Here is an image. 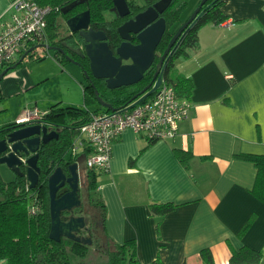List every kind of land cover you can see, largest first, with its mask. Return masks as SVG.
<instances>
[{
	"label": "crops",
	"instance_id": "obj_1",
	"mask_svg": "<svg viewBox=\"0 0 264 264\" xmlns=\"http://www.w3.org/2000/svg\"><path fill=\"white\" fill-rule=\"evenodd\" d=\"M10 1L0 0V18ZM222 11L234 25L203 27L199 49L175 63L176 74L193 83L187 99L190 117L180 125L179 135L150 142L127 130L114 145L109 173L99 172L107 234L116 244L135 241L141 264H204L201 252L207 249L214 264H230L233 252L244 247L261 252L259 264H264V203L251 193L257 168L235 158L264 155V0H225ZM55 55L25 58L0 80V117L7 120L0 128L20 119L10 100L27 95L58 71L74 81L82 98L68 93L48 109L61 103L86 110L82 69H68L71 62L62 63ZM37 65L42 69L35 72ZM177 149L192 153L187 165L177 158ZM88 151L86 147L75 157L83 160L80 184L87 174ZM168 203L176 210L160 219L152 215V204Z\"/></svg>",
	"mask_w": 264,
	"mask_h": 264
},
{
	"label": "trees",
	"instance_id": "obj_2",
	"mask_svg": "<svg viewBox=\"0 0 264 264\" xmlns=\"http://www.w3.org/2000/svg\"><path fill=\"white\" fill-rule=\"evenodd\" d=\"M39 6L53 7L54 11L50 14L48 20V38L49 45H59L60 41V20L68 21L70 18L85 12L91 11V25L96 30L104 31L109 40L120 41L117 29L121 21L109 22L106 18V12L114 8L113 0H88L79 5L68 14H63L62 10L69 4L80 0H34ZM155 2L156 0H149ZM225 0H209L205 8L209 6L201 19L187 34L182 46L173 57L170 64L164 71V80L168 85L174 87L176 93L181 99H190L193 91L192 80L176 74L175 63L177 60H188L194 51L199 49V31L203 27L214 24L221 25L228 19V16L222 11ZM188 7L185 0H174L171 9L165 17L169 28H173L181 21V16ZM172 38L170 30L165 34L160 50L166 48L167 43ZM31 55V54H30ZM58 57V56H56ZM60 59V57H58ZM62 63L70 62L63 57ZM83 73L91 70L88 59H79ZM19 62V61H18ZM17 62L10 64L11 66ZM23 64L20 63L18 67ZM7 65L0 69V74L10 67ZM93 78V77H92ZM153 76L147 74L143 81L132 87H123L113 91L108 90L105 81L93 78L85 86V104L86 110L75 107H62L61 103L55 104L48 109V115L45 120L58 129L59 139L53 140L45 146L41 152L39 166L41 168L40 183L33 189H28L27 180L24 177H18L16 180L6 183L0 176V264H71L73 258L86 259L90 252V246L62 238L60 242L50 238L51 215H50V196L48 188V179L56 168L62 167L65 173L69 175L68 167L77 163V159L70 155V150L79 136V128L85 124L91 113L107 112L102 107L96 96L98 90L100 96L110 92L111 100L108 101L116 108L127 105L129 100L140 93L151 82ZM134 89L133 93L128 90ZM3 101L0 91V103ZM94 109H91V107ZM97 107V108H95ZM157 142V141H154ZM90 151V150H89ZM88 152L85 153L86 157ZM177 158L187 165L192 159V153L186 150H175ZM235 158L251 162L257 168L256 183L251 193L264 203V155L237 154ZM100 173L95 169H87L86 174V195L83 196L82 207L77 209L76 214L90 219L89 232L96 245L104 243L106 253L111 258L110 264H141L137 256V246L135 241H128L124 244L113 243L106 231V206L99 191L98 178ZM1 175V174H0ZM69 191V187L61 190V194ZM39 205L40 212L31 216L29 210L32 206ZM176 210L172 203L152 204L151 212L154 217L163 218L167 214ZM68 214V213H65ZM255 217H253L243 228L240 236H244L251 228ZM158 224V230H159ZM204 264H214L213 255L210 250L201 252ZM263 259L261 252H257L248 247L240 251H234L230 264H259ZM153 264H162L159 260Z\"/></svg>",
	"mask_w": 264,
	"mask_h": 264
},
{
	"label": "water",
	"instance_id": "obj_3",
	"mask_svg": "<svg viewBox=\"0 0 264 264\" xmlns=\"http://www.w3.org/2000/svg\"><path fill=\"white\" fill-rule=\"evenodd\" d=\"M87 1H75L63 8L62 13L68 14ZM208 1L202 0L194 14L177 30L158 64L152 82L140 93L134 95L127 104L134 102L132 106L134 107L151 97L159 89L164 81L165 68L173 55L172 53L168 58V53L181 37L173 51L175 52L182 39L201 19L209 7L204 8ZM172 2L173 0H159L134 19L119 26L117 32L123 43L116 50L110 46L108 36L104 31L91 27L90 10L70 18L67 21V26L71 34H78L80 42L84 44L83 48L79 47L75 52L81 58L89 59L93 78L105 81L110 91L132 87L143 81L155 62L157 47L167 31V20L161 15L171 6ZM113 3V11L120 17H126L131 13L126 0H114ZM132 35L137 36L140 41L139 45L135 46L131 43ZM46 47L49 51L57 49L50 45ZM68 49L73 51L74 48L69 46ZM35 50L36 48L28 50L19 62L5 69L0 74V80L9 71L16 69ZM65 57L82 68L79 61L69 55H65ZM124 61H130V64H124ZM84 75L92 81L87 71L84 72ZM96 96L101 106L107 110L117 111L119 109L114 107L111 102L105 101L98 90ZM54 128L56 127L46 120L29 123L14 122L0 128V135L3 136L0 139V164L7 166L18 175L26 176L28 187L31 190L40 183L39 160L43 148L53 140L59 139L58 129ZM23 168L26 169L24 173L21 172ZM68 169L69 175L62 167H58L48 179L51 215L50 238L57 242H60L62 238H67L91 246L93 244L92 235H82L83 232H89L90 219L76 214L77 209L81 208L83 204L79 163L71 164ZM65 187H69V191L61 194L60 191Z\"/></svg>",
	"mask_w": 264,
	"mask_h": 264
},
{
	"label": "built area",
	"instance_id": "obj_4",
	"mask_svg": "<svg viewBox=\"0 0 264 264\" xmlns=\"http://www.w3.org/2000/svg\"><path fill=\"white\" fill-rule=\"evenodd\" d=\"M53 7H41L34 0H11L7 13L0 18V69L13 64L30 49H44L49 43L48 20ZM222 26L234 25L224 21ZM35 50V51H36ZM18 60V61H19ZM17 61V62H18ZM134 102L117 111L91 113L80 126L70 155L77 157L88 147L87 169L109 173L114 145L127 130L145 135L150 142L174 140L180 125L191 113V102L181 99L165 80L149 98L132 107ZM48 110L27 108L17 123L44 121ZM39 205L29 210L31 216L40 212Z\"/></svg>",
	"mask_w": 264,
	"mask_h": 264
},
{
	"label": "rangeland",
	"instance_id": "obj_5",
	"mask_svg": "<svg viewBox=\"0 0 264 264\" xmlns=\"http://www.w3.org/2000/svg\"><path fill=\"white\" fill-rule=\"evenodd\" d=\"M133 5H136V3H142V0H131ZM188 2V7L181 16V23L186 22L197 10L199 4L201 3L202 0H185ZM135 3V4H134ZM112 12V14H111ZM114 11L111 10L109 12H106V18L111 19L115 15L113 14ZM180 24V23H179ZM176 28L173 27L172 30ZM70 33V30L67 26V21L66 20H60V38H63L65 36H68ZM46 50L39 48L38 50L34 51L27 57L28 60H32L33 58H36V60L44 58L43 56L45 55ZM66 67L68 69L73 70L74 72H79L80 68L78 65L74 63L68 64ZM64 67V70L66 69ZM35 72L40 71L42 69L41 65L33 66L32 67ZM59 72V73H58ZM55 72L56 75L52 76L50 80H47L45 82H42L39 84L36 88L32 89L27 95H24L18 99H12L10 101H14V105L16 106V118H20L24 115V111L27 108H38L41 111L48 110V107H50L53 103H56V99H59L62 96L67 95L70 93V95L78 96V98H82V91L79 89L77 85L74 83V81L67 77L66 75L60 74V71ZM81 80L83 83L86 82L84 76L81 74L80 76ZM135 90L130 89L128 90L129 93H133ZM105 98L107 100H111L112 94L110 92H107L105 94ZM55 101V102H54ZM2 106H0L1 109ZM91 109H94V107L90 106ZM4 112H0V115L3 114ZM7 121L4 118L0 117V123H5ZM83 163V160H79L78 163L80 165ZM0 174L2 178L5 181H10L12 180L13 176L11 174V170L4 165L0 164ZM84 179V181H83ZM86 176L81 178V193L83 196L86 195ZM87 236V235H84ZM104 243H100L99 245H96L93 241V244L90 246V252L89 255L87 256L86 259H81V258H73L71 264H110L111 263V258L108 257V254L106 253V248L103 245Z\"/></svg>",
	"mask_w": 264,
	"mask_h": 264
},
{
	"label": "flooded vegetation",
	"instance_id": "obj_6",
	"mask_svg": "<svg viewBox=\"0 0 264 264\" xmlns=\"http://www.w3.org/2000/svg\"><path fill=\"white\" fill-rule=\"evenodd\" d=\"M114 1V0H113ZM127 1V3H128V6H129V9H130V14L128 15V16H126V17H120L119 15H118V13H116V12H114L113 14L115 15L113 18H111V19H107L109 22H116V21H121V24H120V26L121 25H123L124 23H126V22H128V21H130V20H132V19H134L138 14H140L141 12H144L145 10H147L149 7H151V6H153V5H155L159 0H156L155 2H151V1H149V0H142V3H136V5H133V3H132V1L131 0H126ZM174 3V0H173V2H172V4ZM135 4V3H134ZM172 4H171V6L165 11V13L163 14V15H161V16H163V17H165V15H166V13L171 9V7H172ZM205 8V7H204ZM113 10V9H112ZM111 14H112V12H111ZM165 19H166V17H165ZM186 21H188V20H186ZM180 23V22H179ZM185 23V21L184 22H182V23H180V25H178V23L175 25L176 26V28L174 29V30H172V28L170 29L169 28V26L167 27V31L168 30H170V32L172 33V38L170 39V41L167 43V45H166V48L163 50V51H161L160 50V44H159V46L157 47V50H156V59H155V62H154V64L152 65V67H151V69L148 71V73L147 74H151L152 76H154V74L156 73V71H157V69H158V64H159V62H160V60H161V58H162V56L165 54V52H166V50L168 49V47L170 46V44H171V42H172V39H173V37H174V35H175V33L177 32V30L183 25ZM167 25H168V23H167ZM174 26V27H175ZM91 27H93L92 25H91ZM94 28V27H93ZM95 29V28H94ZM167 31H166V33H167ZM165 33V34H166ZM165 36V35H164ZM187 36V35H186ZM186 36L182 39V41L180 42V44H179V46L177 47V49L175 50V52H173L174 51V49H175V47H176V45L178 44V42L180 41V39H181V37L178 39V41H176L175 42V44H174V46L171 48V50H170V52L168 53V58H169V56L173 53V55H172V58L171 59H169V61H168V64H167V66L170 64V62L172 61V59H173V57L176 55V53L178 52V50L180 49V47L182 46V44H183V42H184V40H185V38H186ZM164 38V37H163ZM163 40V39H162ZM60 43H59V45H53L52 47H56L57 49L56 50H52V51H49V49L47 48V47H45L44 49L46 50V52H53L54 54H56L55 56H58V57H60V58H63V57H65V55H69V56H71L72 58H74L75 60H77V61H79L80 62V60L79 59H82V60H84V59H88V58H81L80 56H78V54H76V52H75V50L77 49V48H79V47H81V48H83V45L84 44H82L81 42H80V38L78 37V34H71V32L69 33V35L68 36H65V37H63V38H60ZM108 41H109V44H110V46L112 47V49L113 50H116L122 43H123V40L120 38V41L118 42V41H113L112 40V42L109 40V37H108ZM162 42V41H161ZM77 43H79V44H77ZM131 43L133 44V45H139L140 44V41L138 40V38H137V36L136 35H132V40H131ZM66 44H67V46H66ZM48 45H49V43H48ZM48 45H46V46H48ZM69 46H73V51H71V50H69L68 49V47ZM64 52V53H63ZM27 58V57H26ZM89 60V59H88ZM81 63V62H80ZM124 64H130V61H124ZM89 66H90V61H89ZM167 66H166V68H167ZM165 68V69H166ZM146 74V75H147ZM84 77H85V80L87 81V84H88V82L90 81V80H88L87 78H86V76L84 75ZM91 77V79H93L92 77L93 76H90ZM153 79V78H152ZM91 82V81H90ZM106 94V93H105ZM105 94H104V99L106 100V98H105ZM3 138V136L2 135H0V139H2ZM26 171V169L25 168H23L22 169V173H24ZM11 174H12V176H13V178H12V180H10V181H5L3 178H2V176H1V178L6 182V183H9V182H12V181H14V180H16L18 177H24L26 180H27V178H26V176H21V175H18L17 173H15L14 171H12L11 170ZM28 189H29V187H28ZM31 190V189H30ZM86 235V234H85ZM88 235V234H87Z\"/></svg>",
	"mask_w": 264,
	"mask_h": 264
}]
</instances>
